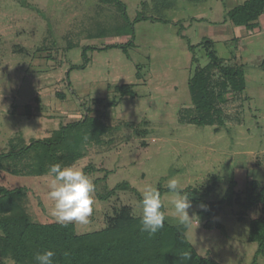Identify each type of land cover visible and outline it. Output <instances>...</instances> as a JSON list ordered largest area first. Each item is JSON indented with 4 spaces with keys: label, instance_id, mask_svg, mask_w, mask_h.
<instances>
[{
    "label": "rangeland",
    "instance_id": "1",
    "mask_svg": "<svg viewBox=\"0 0 264 264\" xmlns=\"http://www.w3.org/2000/svg\"><path fill=\"white\" fill-rule=\"evenodd\" d=\"M118 1L0 0V156L51 137L89 109L102 110L103 143L74 163L83 172L95 169L88 175L94 211L87 224L73 223L78 233L104 229L123 208L140 217L141 190H167L173 178L206 203L221 201L235 181L245 202L264 187V14L248 29L227 19L248 0ZM206 40L225 67H243L246 89L218 103L223 125L213 114L214 126L199 127L190 123L197 113L189 81L210 64ZM106 46L114 47L97 49ZM210 72L211 87L220 92L224 77ZM124 85L135 98L115 92ZM115 99L118 105L107 110L95 105ZM124 184L128 189L117 188ZM0 188L24 192L32 222L54 221L48 178L30 175L26 159L2 162ZM171 198L170 192L162 197L166 220L179 226ZM205 208L191 201L188 209L186 237L200 256L264 264L258 244L249 241L260 208Z\"/></svg>",
    "mask_w": 264,
    "mask_h": 264
},
{
    "label": "trees",
    "instance_id": "2",
    "mask_svg": "<svg viewBox=\"0 0 264 264\" xmlns=\"http://www.w3.org/2000/svg\"><path fill=\"white\" fill-rule=\"evenodd\" d=\"M102 1L108 3L109 0ZM263 14L264 0H248L230 10L227 19L235 27L253 29ZM124 18L127 21L125 14ZM123 28L119 27L118 30ZM110 47L114 46L97 49ZM213 48V42L206 40L205 50L210 64L207 68H196L189 81L192 103L197 113L191 117L190 123L199 127L214 126L213 114L218 115L219 125H223L218 103H223L226 95L242 93L246 89L243 67H225ZM211 70L218 71L224 77L220 92L211 87ZM115 92L121 97H136L128 85L117 86ZM60 97L64 96L60 94ZM95 102L96 106L103 105L105 110L118 105L116 99L110 103ZM26 110L31 115V108ZM86 112L81 120L61 127L49 138L32 140L20 150L11 148L7 154L0 156V166L4 160L26 159L29 174L41 177L53 164L73 165L87 155L92 145H101L107 133L103 122L105 113L93 109ZM93 170L90 165L84 169V173L88 176ZM125 185L117 188L126 190L128 186ZM235 187L236 182L232 181L224 198L215 203L202 201L195 191L184 190V193L193 203L206 205L205 212L209 211V206L217 209L234 204L246 210L260 208L262 214L251 223L249 241L258 244L257 255L264 257V187L258 192L254 187L253 192L257 193L249 195L245 202H241ZM158 190L161 199L164 193L169 192L168 189ZM99 197L106 199L107 195L99 194ZM161 210L165 214L164 227L155 235L141 232L140 219L134 217L129 208H123L117 215L109 217L104 229L80 234L73 223L61 226L55 221L32 222L26 209L24 192L21 189L0 188V264L4 259H11L15 264H36L34 256L47 250L55 252L54 264H219L200 256L186 237L188 227L169 224L164 205Z\"/></svg>",
    "mask_w": 264,
    "mask_h": 264
},
{
    "label": "clouds",
    "instance_id": "3",
    "mask_svg": "<svg viewBox=\"0 0 264 264\" xmlns=\"http://www.w3.org/2000/svg\"><path fill=\"white\" fill-rule=\"evenodd\" d=\"M87 139V137H86ZM48 178L47 197L53 202L49 210L51 218L61 226L70 223L87 224L94 211L95 185L76 165L53 164L46 173ZM172 194L173 215L180 225L190 226L192 217L188 209L191 201L183 191L181 183L173 178L166 185ZM140 230L155 235L164 227L165 214L162 209L161 193L155 186L146 185L141 190ZM55 252L47 250L34 256L36 264H54Z\"/></svg>",
    "mask_w": 264,
    "mask_h": 264
}]
</instances>
